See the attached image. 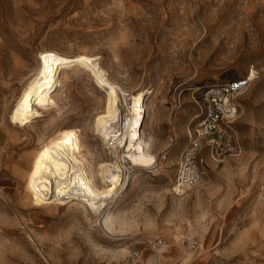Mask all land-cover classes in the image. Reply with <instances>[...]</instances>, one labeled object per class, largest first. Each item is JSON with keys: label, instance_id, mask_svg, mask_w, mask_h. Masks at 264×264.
I'll return each instance as SVG.
<instances>
[{"label": "rangeland", "instance_id": "rangeland-1", "mask_svg": "<svg viewBox=\"0 0 264 264\" xmlns=\"http://www.w3.org/2000/svg\"><path fill=\"white\" fill-rule=\"evenodd\" d=\"M45 49L97 57L126 92L123 118L130 96L150 91L142 132L157 163L124 160L120 146L123 185L97 214L77 201L33 204L19 171L66 130L93 161L115 160L93 130L106 94L87 70H61V97L42 105ZM252 70L237 99L240 153L208 157L200 185L176 193L201 93ZM22 104L24 121L15 118ZM106 210L122 215L114 232ZM0 264H264V0H0Z\"/></svg>", "mask_w": 264, "mask_h": 264}, {"label": "bare ground", "instance_id": "bare-ground-1", "mask_svg": "<svg viewBox=\"0 0 264 264\" xmlns=\"http://www.w3.org/2000/svg\"><path fill=\"white\" fill-rule=\"evenodd\" d=\"M97 60V57L86 51L69 56L53 49L43 50L41 52L42 67L38 80V85H42L40 101L42 105L48 106L52 99L61 97L56 90L69 77L66 70H61L75 66L87 70L97 86L106 94L105 106L101 112L97 113L93 121L95 128L93 130L101 137L107 149L111 150L110 155H113L115 160L113 162L93 161L91 150L86 147L79 135L69 130L61 132L46 144L41 145L40 149L33 150L19 167L25 189L35 205L49 203L62 206L77 201L79 205L97 214L107 205L108 200L117 196L123 185V168L118 167L121 164L116 165L120 157V146L123 145L127 152L121 156L124 160L127 159L126 156H130L132 163L150 169H154L157 163V156L153 152V141L145 137L142 132L145 121L144 96L150 91L142 90L131 95L130 114L123 118L120 99L122 96L125 99L126 92L118 84L106 78L105 71ZM22 107L23 104L16 110L15 118L24 121L25 115ZM164 159L167 158L164 157ZM175 190L178 194L181 193L178 189ZM104 213L102 221L104 228L114 232L116 230L115 221L117 219L122 221V215L112 213L110 210ZM122 250L125 252L126 249Z\"/></svg>", "mask_w": 264, "mask_h": 264}, {"label": "built area", "instance_id": "built-area-1", "mask_svg": "<svg viewBox=\"0 0 264 264\" xmlns=\"http://www.w3.org/2000/svg\"><path fill=\"white\" fill-rule=\"evenodd\" d=\"M253 72L241 79L206 87L201 93L200 112L178 158L175 192L178 189L184 193L200 185L208 157L222 163L240 153L237 99L251 85Z\"/></svg>", "mask_w": 264, "mask_h": 264}]
</instances>
